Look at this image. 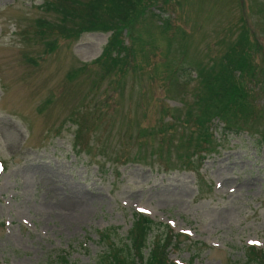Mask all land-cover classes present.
Segmentation results:
<instances>
[{
    "label": "rangeland",
    "instance_id": "1",
    "mask_svg": "<svg viewBox=\"0 0 264 264\" xmlns=\"http://www.w3.org/2000/svg\"><path fill=\"white\" fill-rule=\"evenodd\" d=\"M65 1L0 0V264H100L131 245L137 212L157 223L149 246L171 227L176 264H254L251 248L264 249V83L253 78L236 115L218 109L203 124L201 71L245 26L260 62L264 0H131L94 25L127 23L131 56L109 72L116 27L91 28L90 0H67L75 16H64ZM88 110L96 120L80 151L72 118Z\"/></svg>",
    "mask_w": 264,
    "mask_h": 264
},
{
    "label": "trees",
    "instance_id": "2",
    "mask_svg": "<svg viewBox=\"0 0 264 264\" xmlns=\"http://www.w3.org/2000/svg\"><path fill=\"white\" fill-rule=\"evenodd\" d=\"M58 0H56L57 2ZM131 0H90L88 5L92 10V15H88V21L92 23V29H107L114 30L113 38L109 41L107 48L105 49L104 57L107 59L105 64L107 65V72L113 70V68L121 69L125 59L130 58V48L124 45L122 39V30L127 23L117 22L113 20L111 22L102 23L100 27L94 26L102 18V15L106 12L113 15H120L121 12L126 11V5ZM53 1L46 3L44 6L48 8ZM113 3V5L111 4ZM51 4V5H50ZM65 2L58 3L56 7L63 9L64 16L73 18L75 16L73 9H68ZM111 4L109 8L108 5ZM74 6V5H70ZM104 9H103V8ZM68 13V14H66ZM73 14V15H71ZM50 32L53 29L49 30ZM250 28L245 26L242 28V33L238 34L240 38L233 41L228 50L222 55L223 61L219 64L211 65L209 68H203L201 74V81L207 84L209 98L208 101L203 100L204 107L201 110V116H203V124H205L210 117L208 116L213 111L221 109L219 114L225 113L229 110H233L234 115L238 113L239 109L245 107L248 101L253 98L254 93L251 91V84L255 81L253 78L261 77L260 82L264 83V57L258 58L260 62L256 61L257 52L256 49H252L249 43L248 34ZM254 46H259L258 42H254ZM110 47L113 51H111ZM261 47H259L260 49ZM116 52V53H115ZM111 53L115 55L112 56ZM263 59V64H262ZM260 65H259V64ZM237 70H240L237 75ZM218 95H222V98L216 99ZM226 101V102H225ZM82 106L86 107L84 103ZM260 107V106H258ZM254 106L255 109L258 108ZM208 112V113H205ZM204 113V115H203ZM207 116V117H206ZM206 117V118H205ZM89 119L96 120V112H90L89 110L84 113H76L72 118V122L77 125L75 143L79 147L80 151L90 149L88 142L89 134L92 128L87 126ZM225 119V126L223 129L229 133L231 126L229 119ZM200 123L201 121L197 119ZM248 130V129H247ZM226 132H224L226 134ZM211 140H208L210 142ZM88 142V143H87ZM206 144L203 143V145ZM209 143H207L208 145ZM135 224L131 230L128 239L131 240V245L127 244V247H115L109 249L104 258L100 259V264H176L169 258V253L166 251L169 246V239L175 238L176 234H173L171 228L168 227L166 238H164V244L160 242H153L152 246H149L148 238L149 232L157 224L152 218L135 213ZM103 236L108 233L103 232ZM109 237V236H105ZM148 242V243H147ZM167 243V246L165 244ZM122 255V256H121ZM64 264H70L67 257H63ZM249 263L264 264V249L252 247L249 255Z\"/></svg>",
    "mask_w": 264,
    "mask_h": 264
}]
</instances>
